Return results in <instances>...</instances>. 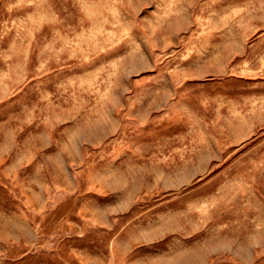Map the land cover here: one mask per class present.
Returning a JSON list of instances; mask_svg holds the SVG:
<instances>
[{
    "label": "rangeland",
    "instance_id": "obj_1",
    "mask_svg": "<svg viewBox=\"0 0 264 264\" xmlns=\"http://www.w3.org/2000/svg\"><path fill=\"white\" fill-rule=\"evenodd\" d=\"M0 264H264V0H0Z\"/></svg>",
    "mask_w": 264,
    "mask_h": 264
}]
</instances>
